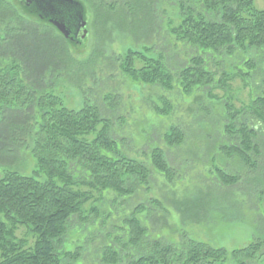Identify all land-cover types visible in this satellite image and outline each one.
<instances>
[{
	"label": "trees",
	"instance_id": "1",
	"mask_svg": "<svg viewBox=\"0 0 264 264\" xmlns=\"http://www.w3.org/2000/svg\"><path fill=\"white\" fill-rule=\"evenodd\" d=\"M150 2L140 0V12L147 17L141 24V39L154 30L159 33L162 24L156 23L159 14ZM168 2L176 17L167 19L165 39L172 57L181 55L183 63L167 60L169 57L162 51L151 55L150 46L141 50L128 48L119 64L124 78L160 86L167 92L175 90L180 95L217 84L225 88L234 77L243 81L250 78L256 65L252 58L243 61L245 71L238 68L217 79L208 62L264 49V9H256L254 0ZM129 10L136 12L134 7ZM117 12L116 9L113 15ZM133 23L118 22L125 24L129 33ZM80 49L74 52L80 53ZM70 52L68 42L52 25L24 10L17 0H0V59L5 61L0 64V164L20 161L25 149L35 160L30 175L6 168L0 177V264H80L78 247L59 252L56 243L68 231L73 216L86 219L83 205L91 199V190L99 192L100 197L111 193L113 202L130 198L136 192V186L126 185L130 177L137 186L148 182L152 170L166 180L172 179L159 146L149 148L145 154L147 163L127 156L121 151L123 140L114 137L112 121L102 115L95 103L85 100L74 110L53 93V80L45 81L47 70L53 79L57 70L77 82L84 76ZM225 106L240 143L223 148L249 163L248 154L256 150L257 135L264 128V65L259 92L247 107L231 111L226 99ZM154 108L162 115L172 110L168 98H163V108ZM184 139L178 126L162 135L167 147L179 146ZM215 171V179L224 186L238 180L222 169ZM96 211L95 206H90L87 213ZM142 212V206L135 207L121 228L133 251L123 252L107 244L101 264H223L229 258L246 264L264 248V237L230 252L196 240L180 246L155 239L148 244L147 230L137 217ZM109 218V214H100L96 221L104 226L110 224ZM19 227L28 230L32 242L17 235Z\"/></svg>",
	"mask_w": 264,
	"mask_h": 264
},
{
	"label": "rangeland",
	"instance_id": "2",
	"mask_svg": "<svg viewBox=\"0 0 264 264\" xmlns=\"http://www.w3.org/2000/svg\"><path fill=\"white\" fill-rule=\"evenodd\" d=\"M79 1L85 11V44L80 53L74 52L76 46L70 43L68 46L84 76L77 82L73 76L67 74V77L62 70H57L53 79L47 70L45 81L53 80V93L59 95L70 109L78 110L85 100L95 103L102 115L112 121L115 139L123 140L121 151L125 155L147 163L145 154L149 148L159 146L169 164L172 179L166 180L152 170L148 182L137 186L136 180L130 177L126 185L136 186V192L130 198H119L113 202L111 193L100 197L99 192L91 190V199L83 205L86 219L83 221L76 215L72 217L68 231L56 243L57 250L69 251L78 247L82 257L80 264H101L100 258L107 244L123 252L133 251L121 228L125 227V218L137 206L143 207V212L137 217L147 230L145 242L148 244L152 239L177 246L196 240L230 252L262 239L264 128L257 135L256 150L248 154L249 163H244L236 155H229L223 147L240 143L239 133L228 121L225 99L231 111H238L247 107L259 92L264 49L208 62L217 79L223 73L230 75L238 68L245 71L243 61L252 58L255 69L246 81L234 77L225 88L217 84L211 88H198L189 95H180L175 90L167 92L160 86L129 81L121 74L119 64L128 48L141 50L144 46L153 48L151 55L162 51L165 57H169L167 60L172 59L177 65L183 63L181 55L172 57L165 39L167 19L176 17L168 6V0H151L159 14L156 23L162 24L159 33L154 30L143 39L141 24L147 17L140 12V0ZM122 3L128 4L123 6ZM132 7L136 9L135 14L129 10ZM254 7L264 9V0H254ZM116 9L118 18L113 15ZM106 18L109 20L104 21ZM116 18L120 24L135 22L132 33L124 28L125 24L119 25ZM105 29L109 31L107 34ZM4 62L0 59V64L4 65ZM163 98L170 100L172 110L162 115L154 106L163 108ZM176 126L183 130L184 142L167 147L162 135ZM6 168L30 175L35 168V160L29 149H25L20 161L0 164V177ZM215 168L235 175L237 182L231 186L220 184L215 179ZM90 206H95L97 211L87 213ZM100 214H109V220L112 218L110 224L101 226L96 221ZM17 235L28 242L33 240L28 230L22 227H19ZM263 252L264 248L260 249L246 264H264ZM223 264L237 263L229 258Z\"/></svg>",
	"mask_w": 264,
	"mask_h": 264
},
{
	"label": "water",
	"instance_id": "3",
	"mask_svg": "<svg viewBox=\"0 0 264 264\" xmlns=\"http://www.w3.org/2000/svg\"><path fill=\"white\" fill-rule=\"evenodd\" d=\"M27 12L52 25L70 44H85V11L79 0H17Z\"/></svg>",
	"mask_w": 264,
	"mask_h": 264
},
{
	"label": "flooded vegetation",
	"instance_id": "4",
	"mask_svg": "<svg viewBox=\"0 0 264 264\" xmlns=\"http://www.w3.org/2000/svg\"><path fill=\"white\" fill-rule=\"evenodd\" d=\"M32 15H34V14H32ZM34 16H36V15H34ZM37 17V16H36ZM42 22H46V21H42Z\"/></svg>",
	"mask_w": 264,
	"mask_h": 264
}]
</instances>
